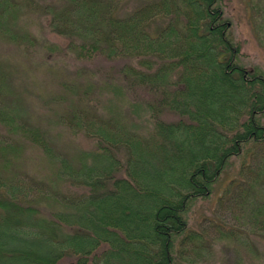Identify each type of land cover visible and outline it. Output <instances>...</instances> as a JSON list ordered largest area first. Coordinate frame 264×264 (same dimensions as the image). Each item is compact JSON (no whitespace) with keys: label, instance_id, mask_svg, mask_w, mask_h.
Listing matches in <instances>:
<instances>
[{"label":"trees","instance_id":"16d2710c","mask_svg":"<svg viewBox=\"0 0 264 264\" xmlns=\"http://www.w3.org/2000/svg\"><path fill=\"white\" fill-rule=\"evenodd\" d=\"M139 1L26 0L60 44L32 34L23 0H0V46L79 66L38 95L47 123H34L0 59V264H200L217 241L256 254L252 236L264 240V166L226 191L238 225L217 222L208 242L189 228L231 160L263 147L264 70L243 62L227 0ZM101 60L96 79L87 70ZM62 127L94 149L64 153ZM28 147L46 169L32 182Z\"/></svg>","mask_w":264,"mask_h":264},{"label":"rangeland","instance_id":"374dc122","mask_svg":"<svg viewBox=\"0 0 264 264\" xmlns=\"http://www.w3.org/2000/svg\"><path fill=\"white\" fill-rule=\"evenodd\" d=\"M26 10L24 18L29 19L32 34L40 42L62 43L61 38L50 33L48 29L49 17L42 13V10L32 12L26 0ZM43 5L48 0H35ZM139 0H128L126 7L129 10L140 7ZM226 17L231 22V29L235 39L242 43L244 57L243 62L247 67L258 66L264 70V47L258 38L259 30L264 37V0H227L225 4ZM167 19L161 17L150 22V30L155 33L162 28ZM159 23V24H158ZM149 24V26H150ZM42 48V46H41ZM46 49L34 57H29L25 52L15 49L9 45L0 46V59L13 72L12 78L15 86L22 92L26 101L27 117L31 122L47 123L48 108L43 106L38 99L39 94H47L59 89L62 80L72 78L74 71L79 68L67 58L52 57ZM102 68L103 70L101 71ZM107 61L101 60L91 63L88 73L100 79ZM105 74H107L105 72ZM141 94V93H140ZM45 120V122H44ZM1 134V131H0ZM58 147L66 154H73L81 150L94 149L96 139H90L82 132H72L66 127H62L58 132ZM260 149L253 148L250 154L244 158H233L231 164L222 172L217 183L214 185L212 194L198 200L189 213V228L192 231L204 234L207 242L209 237H216L215 228L217 222L238 225L234 214L236 208L232 202L223 203L226 199V191L234 190L233 184L243 181V174L250 175L252 170H258L264 166V144ZM25 162L23 170L26 181L38 180L45 174V167L37 151L28 147L25 150ZM245 165V169L243 168ZM214 242V241H213ZM251 243L256 254L245 251L242 247L228 242V240L217 241L208 252L196 256L200 264H264V240L257 236H252ZM211 244V243H210ZM211 246V245H210ZM258 254V256H257ZM67 260L63 264H69ZM187 262V260H182Z\"/></svg>","mask_w":264,"mask_h":264}]
</instances>
